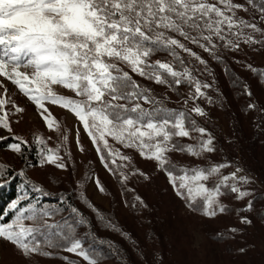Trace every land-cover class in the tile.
<instances>
[{"label":"snow or ice","instance_id":"obj_1","mask_svg":"<svg viewBox=\"0 0 264 264\" xmlns=\"http://www.w3.org/2000/svg\"><path fill=\"white\" fill-rule=\"evenodd\" d=\"M189 45L221 63L229 54L243 53L242 46L256 50L258 45L264 50V0H0V142L3 151L23 165L17 168L10 161H0V187L16 177L23 180L19 194L0 212V242L11 246L24 264H39V258L78 264L62 252L75 254L86 264H102L111 257L119 264H135L119 246L97 240L92 218L72 202L74 192L98 224L130 238L86 195L90 180L99 193L107 191L91 170L74 179L75 188L67 191H50L47 176L43 181L29 177L28 169L46 165L67 171L71 164L75 171L70 130L53 115V106L67 110L74 117V127L82 126L99 162L121 189L134 191L127 188L131 178L151 181L134 163V152L166 177L193 216L201 220L234 216L215 232L218 243L243 237L250 229H264V196L250 187L253 176L240 175L243 169L228 161L194 165L172 157L180 153L205 160L218 151L216 136L195 118L207 117L196 101L204 98L213 103L206 92L213 85L199 78L198 66L212 73L208 60ZM157 54L162 55L153 59ZM234 62L250 70L264 87V69L247 61ZM224 70L229 71L227 65ZM133 74L149 83H140ZM233 83L248 97L246 110L264 112L249 83L239 78ZM182 84L189 86V92L181 96L183 106L177 108L167 107L168 97L151 87L163 86L180 95ZM18 98L34 105L45 128L57 134L55 147L47 143L51 137L34 134L30 142L15 131L14 125L26 112ZM184 138L192 143H182ZM75 144L84 151L79 128ZM33 146L35 165L26 156ZM230 167L234 170L224 171ZM51 183L60 180L53 177ZM229 197L239 205L226 203ZM131 207L140 210L148 205L136 195ZM133 247L141 264H148L149 253ZM248 249L244 244L231 254L243 256ZM151 255V264H163L154 251Z\"/></svg>","mask_w":264,"mask_h":264},{"label":"rangeland","instance_id":"obj_2","mask_svg":"<svg viewBox=\"0 0 264 264\" xmlns=\"http://www.w3.org/2000/svg\"><path fill=\"white\" fill-rule=\"evenodd\" d=\"M243 53L237 55L234 54L236 60L247 61L251 63L254 67L264 69V50H261L259 46H254L256 50H252L248 46H242ZM246 54V55H245ZM250 71V70H249ZM9 90L13 91L14 86L9 85ZM207 95L213 98V103L209 104L206 99L201 98L196 103L204 108L207 113V117L216 123L222 129H225V122L227 121V111L226 105L223 98L217 92L215 88H210L206 90ZM64 94H71L68 90H64ZM26 98H18V103L21 106L26 107V112L24 113V119L17 125H14L15 131L24 135L27 139H32L34 134H40L45 138L51 137L47 140V143L51 147H55L58 142L57 134L54 131H49L45 128L42 120L37 115L34 110V105L30 102L25 104ZM262 107L260 99H257ZM193 102L189 100L188 107H192ZM53 115L60 120L64 126L69 128V148L72 153V160L75 162V171L70 164L67 171L56 169L52 165H46L43 169L33 167L28 169L29 177L34 178L38 181L45 180V177H49L46 181V187L51 190H56L60 184L71 189L75 188L74 179H79L84 175L86 170H91L98 177L101 183L106 187V193H99L96 189L93 181H89L86 185V195L97 205L103 213L106 215H111L112 221L118 222H129L130 225H134L133 212L130 206H125V197L122 189L117 182V179L113 177L103 165L99 162V158L96 155L95 148L92 146L91 141L87 137V134L83 131L82 126L76 124L74 125V117L67 112V110L61 109L58 106L52 107ZM260 111H256V119L259 116ZM76 128H79V139L80 143L84 148L83 152H80L75 144ZM183 140L188 143H192L191 140L184 138ZM264 149V147H263ZM131 152V150H128ZM134 156V163L142 171H146L143 166L144 161L138 154L131 152ZM213 155V154H212ZM207 157L205 160L192 158L189 156H184L180 153H173L172 157L174 160L179 161L184 164H194L200 165L204 164L206 160L213 162V156ZM26 156L28 158V163L33 164L34 159L27 152ZM261 163H264V152L260 157ZM10 161L15 164L17 168L23 166L19 159L12 156V154L0 149V161ZM241 163V162H240ZM241 167V165H239ZM242 168V167H241ZM243 169V168H242ZM234 170V167L225 169L224 171ZM152 178L151 181L138 180L137 178H131L127 182L128 189H134L131 191L135 196H141L148 205V210L151 211L153 208L157 210L161 216L163 212H170L169 221L166 227V238L168 250H164V244H160L159 239H145L144 234L147 231L146 225H140L135 227V236L139 237L141 240L137 239V242L149 253L146 259H151L153 256L151 253L154 251L155 255L163 260L164 264H185V257L188 259L189 264H264V229H250L248 234L243 237H237L234 241L236 247L243 246L244 244L249 245V249L245 255L232 262L229 256L224 252L223 248L219 244H213L205 237L202 226L201 218L199 216H193L190 210L185 206L184 202L179 198H176L175 203L172 204L166 200V194L164 189V183L156 171L147 172ZM250 175L244 169L240 175ZM251 176V175H250ZM58 178L60 180L59 184L51 183L52 178ZM253 192L256 189L264 191V187L259 184L256 180L255 183L250 185ZM226 203L230 205L238 206L240 202L231 200L227 198ZM177 207V209H176ZM140 216L142 220H147L149 214L145 213V210H141ZM234 219V216H221L213 221L224 227L226 223ZM199 221V223H196ZM119 224V223H118ZM129 226V225H127ZM120 233V232H119ZM193 236L197 237L196 242L193 241ZM146 243V244H145ZM165 252V253H164ZM67 255L69 259L76 260L78 264H86L82 258L76 256L72 253L63 252ZM238 257V256H236ZM0 264H24L20 258L14 253L11 246L5 245L0 242ZM39 264H65V262L59 258H39ZM102 264H111L110 261L104 260Z\"/></svg>","mask_w":264,"mask_h":264},{"label":"trees","instance_id":"obj_3","mask_svg":"<svg viewBox=\"0 0 264 264\" xmlns=\"http://www.w3.org/2000/svg\"><path fill=\"white\" fill-rule=\"evenodd\" d=\"M189 47H192L194 51L199 52L200 55L208 60L209 71L212 73V75H208L203 71L202 66H198L201 68L199 78L202 81L208 82L213 85L212 87L215 88L223 98L228 114L227 121L225 122V129L219 127L208 117H195L199 124L208 127V129L217 138L218 151L213 153L212 155L213 162L222 163L228 161L231 162L233 166L241 165V167L248 174L253 176L255 180L264 187V163H261L260 159L264 152V112L260 111L259 116L256 119V111L246 110L245 105L248 103V97L243 95L238 87L234 86L233 80L234 78H239L241 81L249 83L251 85V90L254 97L256 99H260L262 107H264V87L259 86L257 78L251 71L241 67L240 64L234 62V54H229L226 61L221 63L212 60L206 53H204L200 49H197L195 46L189 45ZM160 55L162 54H157V57H153V59L158 58ZM193 64H195V61H193ZM226 65L229 68L228 72L224 70ZM133 78L138 80L142 84L149 83L136 76L135 74H133ZM151 87L156 93L166 95L168 97L166 106L169 108L182 107L183 105L181 104V96L186 97L189 92V86L186 84H182L178 89L180 95H177V92L175 91L166 90L163 86L151 85ZM31 140L32 139H29L30 142ZM181 142L188 143L183 139ZM0 149H3L2 142H0ZM28 153L32 156V158L34 159V163L36 164L37 157L35 154V147L33 146V149L31 151H28ZM183 155L187 156L186 154ZM143 166L145 167L147 172H152L154 170L151 161L145 160ZM156 175H158L162 183H164L163 187L165 189L164 192L166 194V200L171 204L173 202L175 203L177 197L169 186L166 177L159 172H156ZM21 183H23L22 178L16 177L11 183L5 185L4 187H0V212H2V210L7 207V204L19 194L20 189L18 186ZM69 189L71 188L67 186L65 187L64 185L60 184V186H58L56 190H49L56 192L62 190L67 191ZM122 192L124 194L125 200L129 201L130 209L133 212V216L135 217L134 225H130L129 222H118V224L113 221V223L116 224L117 228L120 229V231L128 234L130 238L127 240L123 236H121L119 232L105 228L103 225L98 224L95 215L91 212L90 209H88L76 198L74 192L72 195V202H74L81 211L92 218V232L97 240L111 241L112 243L120 247L121 251L124 253V256L127 259L135 262V264H141L140 257H138L133 244L139 246L142 249L144 248V246H142L141 243L139 244L137 242V239L141 240L139 237H134L135 227L146 225L148 229L144 234L145 239L150 240L157 237L160 241V244H164V250H168L165 231L170 219V212H163V215L161 216L159 213H157V210L155 208H153L151 211H149L148 208L134 210L131 207V202L134 200L135 195L131 191H127L124 189H122ZM254 194L264 196V191L256 189ZM46 199L52 202L54 198ZM95 206L100 209L96 204ZM141 210H145V213L149 214V218L145 221L142 220L140 216ZM100 211L102 212L103 210L100 209ZM201 226L207 240H209L213 244L221 245L224 252L229 256L232 262L236 261L238 258L239 260H243L240 259V256L236 257V255L231 254L232 249L236 247L233 240H228L223 243L217 242L215 232L222 229L223 227L217 225L213 221V219L201 220ZM80 231L84 230L80 229ZM103 247L107 252V245L105 244L103 245ZM61 255H64V253L62 252ZM155 258L160 259L156 255ZM106 260L110 261L111 264H119V260L116 257H111ZM145 260L148 262V264H151L153 257L151 259H146L145 257ZM185 261H187L185 262V264H189L186 257Z\"/></svg>","mask_w":264,"mask_h":264}]
</instances>
